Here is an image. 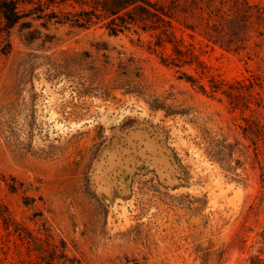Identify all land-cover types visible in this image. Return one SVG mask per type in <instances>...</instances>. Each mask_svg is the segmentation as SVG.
<instances>
[{
    "label": "rangeland",
    "instance_id": "1",
    "mask_svg": "<svg viewBox=\"0 0 264 264\" xmlns=\"http://www.w3.org/2000/svg\"><path fill=\"white\" fill-rule=\"evenodd\" d=\"M219 9L224 38L206 36L191 12ZM177 15L204 72L102 24L0 33V202L62 264L264 260V0H181ZM196 68L206 94L181 79ZM0 241L2 264H45L1 217Z\"/></svg>",
    "mask_w": 264,
    "mask_h": 264
},
{
    "label": "trees",
    "instance_id": "2",
    "mask_svg": "<svg viewBox=\"0 0 264 264\" xmlns=\"http://www.w3.org/2000/svg\"><path fill=\"white\" fill-rule=\"evenodd\" d=\"M169 1L168 4H164L160 0H0V33H10L14 27L29 18L41 21L42 24H69L82 29L102 24L113 36L131 32L149 34L156 38L153 44L150 43L151 50L156 51L157 48L165 49L171 46L173 53L162 59L166 66L183 68L196 64L204 72L206 68L204 62L185 45L184 39L176 34V24H182L177 15L181 0ZM231 1L238 9L245 3V0ZM218 13V15L211 14L206 18L191 12V17L194 20H200L199 27L203 28V34L206 36L215 32L224 38L225 29L222 21L226 20L225 14L222 9H219ZM184 27L193 32L200 30L198 26L189 25L186 21ZM195 71L198 74L197 77L182 73L181 79L197 86L206 94V87L201 84L205 74L198 72L197 68ZM210 83L212 94L220 92L224 85L223 81L214 77H211ZM11 190L16 189L11 187ZM0 217L7 226V230L13 227L21 239L27 241L29 248L39 254L45 264H62L66 261L67 255L64 247L52 245L33 235L32 232L19 229L12 222L9 211L1 202ZM3 251L4 246L0 241V264L3 262L1 258ZM252 264H264V260L255 258Z\"/></svg>",
    "mask_w": 264,
    "mask_h": 264
}]
</instances>
